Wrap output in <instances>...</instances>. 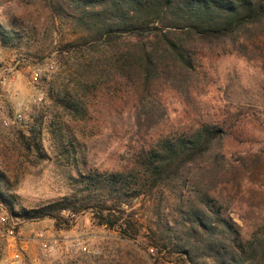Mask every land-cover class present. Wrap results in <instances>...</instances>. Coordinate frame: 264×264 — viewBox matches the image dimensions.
Returning a JSON list of instances; mask_svg holds the SVG:
<instances>
[{
    "label": "rangeland",
    "instance_id": "1",
    "mask_svg": "<svg viewBox=\"0 0 264 264\" xmlns=\"http://www.w3.org/2000/svg\"><path fill=\"white\" fill-rule=\"evenodd\" d=\"M0 14L15 18L17 30L25 27L33 34L30 50L27 38L15 47L0 44V170L20 204L38 208L62 198L77 176L61 158L51 130L62 127L73 133L81 145L75 163L81 172H114L132 168L141 148L162 136L206 123L228 124L235 126V137L221 148L229 164L217 179L218 198L232 209L245 239L264 231V27L248 28L235 46L227 41L198 48L195 71L175 73L173 85H157L150 93H143L137 79L103 80L91 94L88 116L79 121L55 108L48 90L55 81L67 82L77 62L61 61L60 46L82 35L54 22L44 0H0ZM17 114L23 115L20 123L13 122ZM37 118L44 123L43 151L28 154L25 138ZM3 120L11 124L5 126ZM156 206L155 196L135 200L141 224H151ZM4 219L0 208V264H158L143 249L144 238L124 240L117 231L94 224L91 214L81 216L71 230H57L45 220L13 233Z\"/></svg>",
    "mask_w": 264,
    "mask_h": 264
},
{
    "label": "trees",
    "instance_id": "2",
    "mask_svg": "<svg viewBox=\"0 0 264 264\" xmlns=\"http://www.w3.org/2000/svg\"><path fill=\"white\" fill-rule=\"evenodd\" d=\"M44 7L54 22L82 35L60 46L61 61L77 62L67 82L55 81L48 90L51 104L79 121L88 116L91 94L103 80L137 79L143 93H150L157 85H173L175 73L195 71L198 48L227 41L235 46L248 28L264 27V0H44ZM16 24L0 14V44L15 47L27 38L30 50L33 34ZM43 126L37 118L24 137L28 154L43 151ZM235 129L206 123L162 136L141 148L132 168L114 172H81L75 164L81 145L73 133L51 130L61 158L77 173L70 192L29 209L0 170L6 225L18 233L27 223L51 220L57 230H71L91 214L94 224L124 240L144 238L143 249L158 264H264V231L245 239L232 209L218 198L217 179L229 164L221 148ZM154 196L157 210L145 226L134 202Z\"/></svg>",
    "mask_w": 264,
    "mask_h": 264
},
{
    "label": "built area",
    "instance_id": "3",
    "mask_svg": "<svg viewBox=\"0 0 264 264\" xmlns=\"http://www.w3.org/2000/svg\"><path fill=\"white\" fill-rule=\"evenodd\" d=\"M33 81L35 83L38 82V77L37 75L33 78ZM23 121V115L22 114H17L15 117H14V121L13 122H17V123H20ZM3 123L5 126H9L11 124V122L7 121V120H3ZM39 240L42 242L43 244V247L48 250L49 252L52 251V248L49 246L44 234H39ZM151 252H153V249H150Z\"/></svg>",
    "mask_w": 264,
    "mask_h": 264
}]
</instances>
